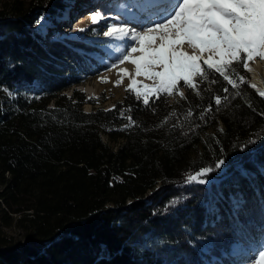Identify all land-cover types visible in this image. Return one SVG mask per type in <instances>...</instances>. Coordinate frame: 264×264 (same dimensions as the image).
<instances>
[{
    "label": "trees",
    "instance_id": "trees-1",
    "mask_svg": "<svg viewBox=\"0 0 264 264\" xmlns=\"http://www.w3.org/2000/svg\"><path fill=\"white\" fill-rule=\"evenodd\" d=\"M65 2L0 7V264H232V245L264 237V99L245 69H228L239 88L201 64L208 80L180 81L173 102L126 90L84 112L83 42L32 28L34 16L66 28L52 21Z\"/></svg>",
    "mask_w": 264,
    "mask_h": 264
},
{
    "label": "snow or ice",
    "instance_id": "snow-or-ice-1",
    "mask_svg": "<svg viewBox=\"0 0 264 264\" xmlns=\"http://www.w3.org/2000/svg\"><path fill=\"white\" fill-rule=\"evenodd\" d=\"M147 3L148 12L156 16V19L149 20L150 26L141 25L139 31L133 28L129 32L126 27L106 25L107 30L103 32L106 37L115 36L126 41L127 46L116 59L121 64L128 61L135 66V76L129 77L128 89L135 92L137 99L142 97L144 105H149L150 96L159 98L162 92L169 95L179 93L183 97L184 93L178 87L180 81L185 87L198 90L196 78L207 81V70L219 73L232 88H239L228 71L233 62L248 70L249 61L256 58L264 60V0H147ZM98 17L106 19L103 14L94 12L91 14L92 22L96 23ZM128 37L130 41L126 40ZM133 44L136 46L132 47ZM185 47L191 49V53L183 50ZM136 52L140 55L132 58L131 54ZM112 66L115 67V63ZM122 71L128 75L127 69ZM140 76L152 80L153 85H143L145 91L137 90L135 77ZM102 82L107 81L102 78ZM216 82L211 81L213 84ZM239 82L246 83V77L239 75ZM120 83V80L116 81L117 85ZM223 91L227 93L229 89L224 88ZM259 95L264 96V91ZM215 104H221L219 96L215 97ZM205 111H211V105ZM128 120L135 124L131 117ZM223 163V160H218L215 167L219 168ZM210 171L212 169L203 168L201 174ZM189 179L206 183L199 176ZM259 254L264 258V251Z\"/></svg>",
    "mask_w": 264,
    "mask_h": 264
},
{
    "label": "rangeland",
    "instance_id": "rangeland-1",
    "mask_svg": "<svg viewBox=\"0 0 264 264\" xmlns=\"http://www.w3.org/2000/svg\"><path fill=\"white\" fill-rule=\"evenodd\" d=\"M7 1L8 0H0V7ZM65 3V9L60 11V14L55 16L52 21L55 22L66 19V28L59 29L58 26L55 25L49 26V22L46 20L47 17L42 19L40 17L37 19L35 16L32 17L34 20L32 28L36 31L42 29V31H44V37H49L51 35L48 34L57 33L58 30L63 32L66 36L79 37V40L84 44V50L77 51L79 61L81 62V69L76 75L77 82L79 83L73 86V90L81 92L86 101L93 102V104L89 102L83 104L82 111L89 112L98 108L108 110L112 108L113 104L122 99L125 91L129 90L128 86L131 81L121 80L124 72L122 71V64L116 59L123 49L121 42L112 40V37L104 36L103 32L107 30L106 25L110 27L114 26L120 14H133V4L139 3L146 5L147 0H66ZM104 4L107 5L108 9L112 10V13L108 16L103 15L106 18L104 20L98 17L97 22L93 23L91 14L94 12L101 13L100 8ZM153 16L156 19L154 14L149 15V17L143 21L142 25L149 26L148 22L152 20L151 18H153ZM37 21H39V23ZM140 27L141 26H139V30ZM80 29H83V31H79ZM126 46L127 45H124V47ZM135 46L136 45H132V47ZM130 51L131 49L129 48V52ZM139 55V52L131 54L132 58H137ZM254 60L261 59L256 58ZM254 60L248 63L251 64ZM113 63H115V67L112 66ZM200 63L203 65L202 61ZM203 66L207 67L206 65ZM247 75L248 78H251L250 73H247ZM102 78L107 82H102ZM137 78V90L139 91L146 90L143 85H153L152 80L146 79L143 76ZM118 80H121L119 85L116 84ZM249 81H251V79H249ZM262 82H264V78ZM86 87L90 88L91 92L86 91ZM62 94L65 97H69L71 89L65 90ZM179 97V93H174L172 95L168 94V101L173 102ZM219 127L218 125L217 128ZM101 140L107 143L112 149L121 143L120 139L115 142H109L103 135L101 136ZM195 151L197 150L194 149L193 152ZM5 232L8 236H12L13 240L18 241L20 239V232L17 229L13 231L5 230ZM260 251H264V237L262 240L257 239L251 246L249 245V247L234 244L230 252L232 264H264V258L259 254Z\"/></svg>",
    "mask_w": 264,
    "mask_h": 264
},
{
    "label": "bare ground",
    "instance_id": "bare-ground-1",
    "mask_svg": "<svg viewBox=\"0 0 264 264\" xmlns=\"http://www.w3.org/2000/svg\"><path fill=\"white\" fill-rule=\"evenodd\" d=\"M132 7H133L132 8L133 14H130V15L120 14V17L116 19L117 21L114 23L113 27H126L129 32H131L133 30V28H135L137 31H139V26H141L143 24V21L146 18H148L149 15H152V13L148 12V8H149L148 3L146 5L136 3V4H133ZM119 19H121V20H119ZM151 19L154 20L155 17L153 16V18H151ZM65 21H67V20L65 19ZM55 22H59V21H55ZM112 40H116V41L121 42V45L123 46L122 48H124V45H126L125 40L118 39L115 36L112 37ZM126 40L130 41V37L126 38ZM133 45H135V44H133ZM183 50L191 53V49H189L187 47H185ZM215 59L216 58L214 57V60ZM121 67H122V69H127V72H128V75H125V73H123L121 80L122 81L123 80L131 81V79L129 77L135 76V66L132 65L130 62L126 61L121 65ZM248 70H247L248 73L251 74L250 85H255L256 86L255 88H253L252 86L251 87L256 92H258V94H259L260 91H264V86H263V82H262V79L264 78V60H254L253 63L249 64ZM140 77H142V76H140ZM135 79H138V78L135 77ZM86 91L91 92V89L86 87Z\"/></svg>",
    "mask_w": 264,
    "mask_h": 264
},
{
    "label": "water",
    "instance_id": "water-1",
    "mask_svg": "<svg viewBox=\"0 0 264 264\" xmlns=\"http://www.w3.org/2000/svg\"><path fill=\"white\" fill-rule=\"evenodd\" d=\"M245 72H247L248 73V71L247 70H245ZM248 86H249V88L250 89H252L255 93H256V95H258L259 97H261V98H263L264 99V96H261V95H259L258 94V92H256L252 87H251V85H250V81H249V84H248Z\"/></svg>",
    "mask_w": 264,
    "mask_h": 264
}]
</instances>
